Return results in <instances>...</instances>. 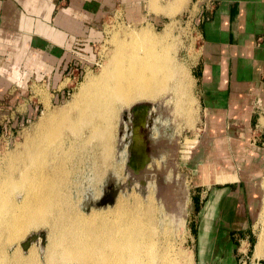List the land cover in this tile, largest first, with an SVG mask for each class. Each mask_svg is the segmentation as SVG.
I'll return each instance as SVG.
<instances>
[{"label":"crops","instance_id":"obj_1","mask_svg":"<svg viewBox=\"0 0 264 264\" xmlns=\"http://www.w3.org/2000/svg\"><path fill=\"white\" fill-rule=\"evenodd\" d=\"M150 2L0 0V116L20 122L36 113L37 87L57 98L63 79L93 63L108 13L156 21L189 12L201 43L191 65L194 93L206 137L219 151L190 162L191 264H264L253 221L264 175L256 149L264 145V0H173L185 3L174 15L165 5L151 11Z\"/></svg>","mask_w":264,"mask_h":264},{"label":"bare ground","instance_id":"obj_2","mask_svg":"<svg viewBox=\"0 0 264 264\" xmlns=\"http://www.w3.org/2000/svg\"><path fill=\"white\" fill-rule=\"evenodd\" d=\"M150 6L156 11L160 8L156 0H151ZM113 45V55L105 60L101 75L86 76V82L72 97L68 108L50 111L46 107L37 132L26 138L14 155L8 153L1 158L5 157L6 162L0 165V264H40V258L52 262L55 257L62 259L57 264L72 261L73 264H152L156 258L160 264L171 262L169 250L162 248L158 253L152 238L150 224L157 205L154 200L160 203L157 209L163 217L168 215L178 221L187 191L183 180L175 179L172 174L165 178L171 154L165 167L153 162L161 150L154 149L158 139L149 137V118L134 121L131 113L136 107L129 105L161 99L160 110L166 106L175 116L190 119L191 113L179 97L183 95V87L178 75L184 70L174 63L169 48L163 47L162 37L147 30L131 32L128 42L115 41ZM118 106L130 107L128 112L123 110L117 133L116 147L124 161L106 163L113 156L112 119ZM90 141L98 149L96 156L104 170L108 167L116 176L122 170L126 173L123 186L135 192L129 190L123 197L114 190L112 200L103 205L110 207L107 212L91 211L84 215L71 197V180L61 176V164L63 156L76 143L84 148ZM156 144L163 148L166 142L161 140ZM93 168L97 170L96 165ZM134 183L139 187H133ZM136 189L147 191L143 199ZM260 216L264 219V203ZM38 226L45 231L43 237L37 234L31 238L21 253L20 243L26 231ZM12 245L13 251L8 253ZM260 252L264 254V227L256 243V253Z\"/></svg>","mask_w":264,"mask_h":264},{"label":"rangeland","instance_id":"obj_3","mask_svg":"<svg viewBox=\"0 0 264 264\" xmlns=\"http://www.w3.org/2000/svg\"><path fill=\"white\" fill-rule=\"evenodd\" d=\"M160 5L161 7L165 5L167 6V8L174 10L175 12L172 14L174 15L184 7L185 3H182L180 6L177 7V5H173V0H162V1L158 0L157 6ZM181 6L183 7L181 8ZM153 8L152 10L154 12L155 9ZM157 11L156 13H158ZM99 24L104 34L102 37L103 38L102 41L96 43L93 47L94 48L93 63L87 65L85 68H83L82 71H79L72 78L63 79V81L60 83L62 93L57 98L52 99L43 88L39 87L38 89L37 87V89H35L36 98L31 97V100L39 101V103L37 104L38 109L36 113L26 116L20 122H17L15 120L14 114L12 115L13 116L12 120H10L8 116H6V118H4L3 120L0 116V165L6 162L5 157H7L8 153H10L9 155L11 154L14 155L15 154L14 151L20 149L25 139L37 132L36 130L38 124L42 119L41 117L42 112L46 107L50 109V111L58 108H68L67 107L68 103L72 100V97H74L79 92L81 86L86 82V79L91 75H94L95 77L101 75V73L103 72L102 68L105 60L113 55V50H114L113 44L115 41L128 42L129 34L131 32H138L144 30L149 31L151 35H155L156 37H162L163 47L169 48L170 55L174 59V63L177 66H181V68L184 70L183 74L178 75V79L182 78L181 80L183 87V95L179 96L178 93V96L181 97L183 105L186 108H188V110L190 111L191 117L190 119H187V117L184 116H175L172 112H169L167 110L166 106H162L160 110L158 103H162L161 99L155 101H151V100L135 101L129 106L132 107L139 106L142 108L147 107L148 112L146 118L148 117L149 118L148 120L150 121V124H148L149 137L155 136V140L158 139L156 143H159L161 140L164 143L166 142V145L162 146L163 148H160V146H158L156 143L154 144V149L156 151L158 149H161L163 151L161 150H160L161 152L157 151L156 155L158 154L159 157L155 156V158H153V162H157V165H160V167L161 166L165 167L169 160L167 156L171 154L170 168L168 169V172L165 174V178L171 176L172 174L175 179L177 178L180 181L183 180L182 182L185 185L184 188L187 191L186 192L187 197L182 211V216L178 221H173L171 218L168 217V215H164L163 217V214L159 212L160 209H157V207L158 208L160 207V203L157 201V199L154 200L156 202L155 204L157 205H156V209L154 210L155 214L153 213L154 219H152L153 221H151L154 224L151 223L150 226L152 227L151 229L153 230L151 232L153 236L152 238L156 242L155 244L156 251L158 250L157 252L160 253L162 252V248L163 250L164 248H167L169 250V255H170L169 257H171V259L173 260V261L171 260L169 264L170 263L191 264L192 243L190 239H191V228H192L191 221L193 219V214H194L193 195L195 190L194 187L195 179L194 177L192 178L194 172H192L190 169H195L196 166L190 165V162L194 161L195 156L198 153H201L203 156H209V155H217L219 152L217 149L218 147H216V145H211L209 139L206 137L207 134L205 132L207 131L204 128L202 113L198 106L197 98L194 93L195 84H194L191 65L195 60L196 56L198 55V53L201 52L200 49L201 43L198 38V34L195 31L192 21L190 20L189 12L179 14L175 17L173 16V17L158 18L156 19V21L155 19L152 18L151 19L126 18L120 15L118 12L115 14L108 13L105 17H103V19L100 21ZM129 106L128 108L126 106L123 107L118 106L116 116L112 119L113 121L112 123H114L112 127V132L115 131L113 132L114 139H112L111 141L113 146V156L112 158H109L106 163L116 162L122 164L124 161V156L116 147L118 144L117 133H118V125L120 122L121 114L124 111L128 112L129 111L128 109L130 108ZM164 110L166 111V114H164L163 116V113L165 112ZM6 119H9L10 121H8L7 123H3V121H5ZM65 132L66 130H64L62 133ZM203 134L205 135L203 136ZM93 143L94 141L88 142L84 148H81L79 144L76 143L73 149L67 151V153L63 156L62 164H61L62 165L61 176L63 177L66 176V179L69 178L71 180L72 183L71 197L73 198V201L76 204L79 212H81L84 215H87L91 211L104 213L109 210L110 208L109 206L108 207L101 206L97 208L92 204V202L95 199H98L104 193L105 194L110 193L111 190L114 189L117 190L119 195L126 197L128 194L127 192H129V190H133L135 192V189L130 188L127 190L123 186V184L125 183L126 173L124 174L122 170L119 176H116L114 173H112L108 167L104 170L103 164L100 163L101 162L100 159H98L96 156L98 149L95 145H93ZM88 147L90 148L91 151L89 150ZM220 149L223 151L228 149V147L223 146ZM256 149L258 153H261V157L263 160L261 161V163H258V165L260 168L264 169V145L261 147H257ZM4 155L5 157L1 159ZM240 163H242L243 165L244 161L242 160V162ZM84 165L87 168H85ZM95 165L97 167L96 171L93 168ZM242 165L241 168H243ZM225 167L226 165L223 166V168ZM149 168H151V166ZM79 172L81 173L79 174ZM132 186L139 187L137 183L132 184ZM151 192L152 195H154L155 192L153 191V189H151ZM257 192L260 195L258 197L259 209L256 211L255 215L253 216V221H255L254 237L255 239L257 238L258 241V236L261 227H264V219L260 216V209L262 207V204L264 203V175L257 183ZM136 193L140 196L141 199H143V197H145V195L147 194V191L139 192L137 190ZM38 231H41L43 234L45 233V231L41 226H38L36 228H29L26 231L23 239H21V241H23L25 237L28 236L30 233L38 234ZM158 241L159 243H157ZM13 247L14 245L10 246L7 252L8 253L12 252ZM242 249L243 251H245V254L249 255V246L243 247ZM20 251L21 253L24 252L23 249H20ZM254 253H255V248H254ZM61 260L62 259H60L59 257L57 258L55 257L52 260V262L51 261L49 262L46 261L44 258L43 259L40 258V264H54L53 262L57 264V263H61ZM154 260L155 261H153L152 264L155 263L160 264L158 258ZM71 264H73V261ZM245 264H249V263H245Z\"/></svg>","mask_w":264,"mask_h":264},{"label":"water","instance_id":"obj_4","mask_svg":"<svg viewBox=\"0 0 264 264\" xmlns=\"http://www.w3.org/2000/svg\"><path fill=\"white\" fill-rule=\"evenodd\" d=\"M113 196H114V189L111 190L110 193H106V194L104 193L98 199L94 200L92 202V204L95 207L103 206L105 203L110 202L112 200ZM38 235L40 237H43V234H42L41 231H38ZM36 236H37L36 233H30L28 236H26L25 239L23 241H21V243H20L21 248L22 249H25L28 246L30 239L31 238H35Z\"/></svg>","mask_w":264,"mask_h":264},{"label":"flooded vegetation","instance_id":"obj_5","mask_svg":"<svg viewBox=\"0 0 264 264\" xmlns=\"http://www.w3.org/2000/svg\"><path fill=\"white\" fill-rule=\"evenodd\" d=\"M147 112H148L147 107L142 108L138 106L135 108V110L132 111L131 116L134 119V121L136 120V118H139V119L142 118L141 120L145 121Z\"/></svg>","mask_w":264,"mask_h":264},{"label":"built area","instance_id":"obj_6","mask_svg":"<svg viewBox=\"0 0 264 264\" xmlns=\"http://www.w3.org/2000/svg\"><path fill=\"white\" fill-rule=\"evenodd\" d=\"M193 11V10H192ZM190 20L192 21V23H193V25H194V20L192 19V15L190 16ZM73 76H70V78H72ZM66 78H68V77H66ZM70 78H68V79H70Z\"/></svg>","mask_w":264,"mask_h":264}]
</instances>
